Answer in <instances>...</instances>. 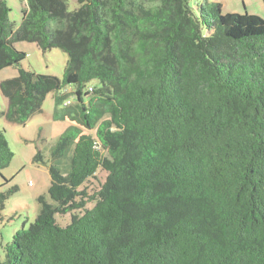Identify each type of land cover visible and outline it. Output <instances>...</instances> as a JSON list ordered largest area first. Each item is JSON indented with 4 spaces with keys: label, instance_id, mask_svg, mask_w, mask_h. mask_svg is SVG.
Wrapping results in <instances>:
<instances>
[{
    "label": "trees",
    "instance_id": "1",
    "mask_svg": "<svg viewBox=\"0 0 264 264\" xmlns=\"http://www.w3.org/2000/svg\"><path fill=\"white\" fill-rule=\"evenodd\" d=\"M76 1L26 0L15 25L0 0V70L18 67L0 81V116L23 124L53 93L54 118L76 122L50 150L72 145L70 171L49 166L50 201L0 243V264H264V18L208 0L197 13ZM18 41L64 51L62 77L23 68ZM12 156L0 130V170Z\"/></svg>",
    "mask_w": 264,
    "mask_h": 264
},
{
    "label": "rangeland",
    "instance_id": "2",
    "mask_svg": "<svg viewBox=\"0 0 264 264\" xmlns=\"http://www.w3.org/2000/svg\"><path fill=\"white\" fill-rule=\"evenodd\" d=\"M10 7L9 19L13 24L20 22V0H6ZM210 2H220L221 14H256L264 18V4L262 0H209ZM68 8L74 10L78 4L76 0H67ZM190 7L197 13V7L202 0H188ZM15 48L27 54L21 61L23 68L33 69L40 74L54 75L62 77L67 60V54L59 48L41 50L36 43L18 41ZM18 74V67L9 66L0 70V81L13 78ZM95 82H92L94 84ZM73 86L68 85L62 89L67 92V98L74 102L71 93ZM7 100L0 92V111L6 109ZM55 97L53 93L47 95L43 102L42 110L32 115L23 124L7 121L0 116V130H4L6 140L13 153V156L4 168L0 170V194L4 195L3 205L0 206V243L6 244L12 240L13 233L27 228L32 223L38 212L39 202L37 198L44 195L50 201L48 187L50 185L49 166L54 164L62 173L70 171L69 158L72 154V145L66 154L59 159L52 161L50 150L64 130L76 124L75 120L68 116L54 118ZM85 132L92 133L85 129ZM42 155V162H34L36 153ZM106 172L98 170L96 178H91V182L85 185L87 190L93 189L99 182H103ZM92 203L88 204L91 207ZM60 225H65L70 221L69 214L57 215ZM4 255L0 249V260Z\"/></svg>",
    "mask_w": 264,
    "mask_h": 264
},
{
    "label": "crops",
    "instance_id": "3",
    "mask_svg": "<svg viewBox=\"0 0 264 264\" xmlns=\"http://www.w3.org/2000/svg\"><path fill=\"white\" fill-rule=\"evenodd\" d=\"M209 1V0H208ZM20 20H21V12L23 9L27 8V5H26V0H20Z\"/></svg>",
    "mask_w": 264,
    "mask_h": 264
},
{
    "label": "built area",
    "instance_id": "4",
    "mask_svg": "<svg viewBox=\"0 0 264 264\" xmlns=\"http://www.w3.org/2000/svg\"><path fill=\"white\" fill-rule=\"evenodd\" d=\"M68 103V101L65 102V104Z\"/></svg>",
    "mask_w": 264,
    "mask_h": 264
}]
</instances>
